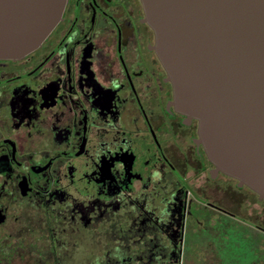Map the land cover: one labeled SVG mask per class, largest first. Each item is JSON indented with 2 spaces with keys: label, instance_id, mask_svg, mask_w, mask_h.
<instances>
[{
  "label": "flooded vegetation",
  "instance_id": "flooded-vegetation-1",
  "mask_svg": "<svg viewBox=\"0 0 264 264\" xmlns=\"http://www.w3.org/2000/svg\"><path fill=\"white\" fill-rule=\"evenodd\" d=\"M198 128L142 0H67L38 48L0 58V264H241L228 228L264 233V199Z\"/></svg>",
  "mask_w": 264,
  "mask_h": 264
},
{
  "label": "water",
  "instance_id": "water-1",
  "mask_svg": "<svg viewBox=\"0 0 264 264\" xmlns=\"http://www.w3.org/2000/svg\"><path fill=\"white\" fill-rule=\"evenodd\" d=\"M175 104L210 161L264 199V0H142ZM67 0H0V58L38 48Z\"/></svg>",
  "mask_w": 264,
  "mask_h": 264
},
{
  "label": "rangeland",
  "instance_id": "rangeland-1",
  "mask_svg": "<svg viewBox=\"0 0 264 264\" xmlns=\"http://www.w3.org/2000/svg\"><path fill=\"white\" fill-rule=\"evenodd\" d=\"M228 222L234 225L233 222ZM228 234L231 235V240H228V250L232 252L231 255L234 259L237 254L241 253V264H251L257 256L258 258L262 256L264 251V233L262 231L253 232L250 226L248 227L246 223H242L239 230L228 228Z\"/></svg>",
  "mask_w": 264,
  "mask_h": 264
}]
</instances>
